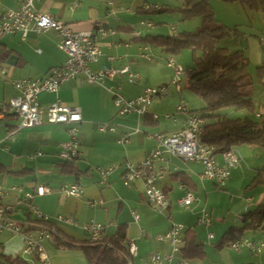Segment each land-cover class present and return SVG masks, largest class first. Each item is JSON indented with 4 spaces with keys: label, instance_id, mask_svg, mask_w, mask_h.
Returning a JSON list of instances; mask_svg holds the SVG:
<instances>
[{
    "label": "crops",
    "instance_id": "obj_1",
    "mask_svg": "<svg viewBox=\"0 0 264 264\" xmlns=\"http://www.w3.org/2000/svg\"><path fill=\"white\" fill-rule=\"evenodd\" d=\"M75 1L35 0V5L73 30L93 32L100 54L96 62L90 63L91 68L128 65L138 73V78L128 81L125 75H121L106 78L100 85L77 75L62 81L56 91L38 93L41 105L57 102L80 107L81 121L77 131L79 153L72 160L64 159L58 153L61 144L68 139L67 124L46 123L15 129L20 116L7 104L9 98L17 94L13 79L43 77L51 67L64 61L66 54L56 45L57 31L30 30L22 35L16 30L0 34V64L8 72L6 76L0 75V185L20 186L22 191H33L40 184L50 187L51 191L35 194L32 201L48 216L50 225H46L52 233L62 240L89 242L91 235L85 225L91 219L103 225L101 236L104 240L122 228L124 238L121 244L125 245L128 239H133L136 244V253L130 258L132 264H142L155 251L168 252L169 241L158 236L174 222L183 224V236L193 237L200 247L187 246L184 241L175 258L164 264H174L180 256L191 264H195V260L198 264H264V245L256 251L258 253H254L250 248L242 249L241 246L231 252L227 249L230 244H220L222 236L231 226L240 225L242 212L264 203V145L236 144L238 163L222 184L200 176L201 162L165 154L163 159L156 161V166L162 172L158 185L167 194L169 205L163 210L153 209L145 200L142 179H134L130 186H126L122 173L126 160H142L155 145L150 133L158 131L166 134L182 126L184 114L175 111V105L180 100H184L190 109L201 105L199 98L193 102L184 98L181 84L177 90L170 83L173 69L166 64V58L173 54L158 42L160 37L165 36L183 38V33L172 35L166 33L162 26H155L150 19V11L144 6L158 5L156 2L79 0L75 4ZM208 1L213 4V0ZM19 4L20 0H0V17L7 8H16ZM140 20L153 24L147 26ZM100 28L105 33H101ZM134 30L139 31L137 36ZM239 48L244 49L249 59L248 71L255 79L250 67L262 65L260 79L256 80L262 89L259 96L263 98L264 30L258 33L256 28V31L243 35ZM10 55L14 59L9 62ZM158 84H168L169 96L151 101L143 113L118 112L111 91L132 98L146 86ZM256 112L264 113V98ZM103 121L112 124L114 130H100L98 126ZM125 132H129L128 141L122 143L119 139ZM216 159L219 164L223 163L220 153H216ZM112 163H117L118 167L108 174L105 183L100 182L97 167ZM74 182L82 186L79 196L66 195L59 190L61 184ZM187 190L193 192L195 199L185 206L178 203V198ZM21 195L22 192L10 190L4 200L15 204L11 216L26 229L27 223L35 221L36 216L28 212L23 204H18ZM89 200H96V203L90 204ZM205 208L211 218L209 224L197 222ZM57 215L71 218V221ZM209 232L212 233L210 237ZM243 237L264 242V229L247 230ZM23 244L20 233L0 230V258L1 255L19 256L28 264H36L22 254ZM41 244L51 264H91L81 248L59 246L53 235L43 238Z\"/></svg>",
    "mask_w": 264,
    "mask_h": 264
},
{
    "label": "built area",
    "instance_id": "obj_2",
    "mask_svg": "<svg viewBox=\"0 0 264 264\" xmlns=\"http://www.w3.org/2000/svg\"><path fill=\"white\" fill-rule=\"evenodd\" d=\"M79 0L75 1L77 4ZM145 9L158 8L156 4H146ZM141 24L152 26L151 21L140 20ZM170 29H174L171 24ZM54 29L58 33L57 47L66 54L64 61L51 67L47 74L38 78H19L13 79L12 84L17 90V94L10 97L8 107L14 110L20 120L15 129L29 127L46 123H64L67 124L68 139L61 144L58 153L59 157L64 159H73L79 153V142L77 138L78 123L81 121L80 107L76 105H66L52 102L48 105H41L38 102L37 95L40 91H56L62 81L82 75L90 83L102 85L106 78L125 75L128 81H134L138 78V73L131 70L128 65L113 67L103 65L93 69L91 62L98 60L100 49L93 37L91 30H73L68 24L57 19L53 15L39 10L35 5V0H20L16 8H7L0 17V34L12 31H20L25 35L28 31H44ZM101 33H105L100 28ZM139 34L134 30V35ZM166 64L173 69V75L170 83L179 90L183 79L184 66L178 62L173 55L166 58ZM7 69L0 64V75H7ZM112 92L114 104L121 114L130 112L143 113L147 110L151 101L169 96L168 84H158L146 86L141 93L126 98L121 93ZM175 111H181L184 114L182 126L170 133L152 132L150 136L155 140V145L147 152L145 157L138 161H125L122 181L126 186H130L132 180L141 178L144 186V195L146 202L155 210L166 209L169 205V198L165 191L158 185V180L162 176L161 170L156 166V161L163 159L165 154L177 156L183 160H196L201 162L202 178H209L217 184H222L225 178L230 174L231 169L238 163V155L234 145H231L220 154L223 163L219 164L214 152V146L200 140L199 134L205 123V118L197 111L190 109L184 100H180L175 105ZM256 116L259 113L256 112ZM100 130H114V126L109 122L103 121L99 124ZM13 131V130H12ZM11 131V132H12ZM129 132H125L119 141L125 143L128 141ZM118 167L117 163H112L104 167H97L100 175V182L107 181L108 174ZM10 190L22 192L18 199V204H23L28 212L35 214V221H29L25 227L14 220L11 216L15 204L4 200ZM52 189L43 184L37 185L33 191H22L20 186L13 185L4 187L0 185V230H8L13 233H20L23 236L22 254L29 257L36 264H51L44 248L41 244L43 238H48L52 230L46 224H37V217H46L38 207L33 203L32 198L35 194H44ZM59 190L66 195L79 196L83 189L77 183L61 184ZM195 196L191 190H187L183 196L178 198V203L188 206ZM90 204L96 203V200H89ZM137 217V214L134 213ZM58 218L71 221V218H64L57 215ZM197 222L209 224L211 218L206 210H202L197 218ZM90 232L91 239L97 240L101 237L103 225L100 222L89 220L85 225ZM183 229L181 223H172L171 226L159 235V238H166L169 241L170 249L168 252L155 251L151 253L142 264H164L171 262L175 253L179 252L183 245ZM212 236V233H208ZM231 247L238 250L240 246L247 245L253 251H259L264 245L262 240H253L249 237H243L230 243ZM129 256L136 253V244L133 239H128L124 245ZM129 264H132L130 259ZM174 264H191L184 257H177Z\"/></svg>",
    "mask_w": 264,
    "mask_h": 264
},
{
    "label": "trees",
    "instance_id": "obj_3",
    "mask_svg": "<svg viewBox=\"0 0 264 264\" xmlns=\"http://www.w3.org/2000/svg\"><path fill=\"white\" fill-rule=\"evenodd\" d=\"M251 9L264 6V0H239ZM184 16L199 15L200 25L192 32H184L183 38L160 37V44L170 54L181 53L183 48L191 50L192 66L185 68L183 85L196 94L201 101L197 111L205 118L199 138L214 146L215 153H221L231 145L240 143L264 145V119L256 116L251 91L253 75L248 71L249 59L243 48L230 50L228 47L216 45L213 41L227 36L236 27H228L219 22L208 0H184ZM164 9L161 5L156 9ZM158 39V37H154ZM262 65L254 68L256 79H260ZM242 111V115L232 116L225 109ZM72 160V159H68ZM37 222L49 224V220L37 218ZM264 229V203L256 208L245 210L240 214V225L231 226L222 236L220 244H230L241 239L245 231ZM59 246L81 248L91 264H128L131 258L121 239L124 230L119 229L108 240L102 236L89 242L62 240L52 233ZM187 239V240H186ZM185 245L195 244L194 238L183 236ZM192 246V247H193ZM193 247V248H194ZM190 250V247H188ZM131 261V260H130ZM0 264H28L19 256L1 255ZM250 264V263H247Z\"/></svg>",
    "mask_w": 264,
    "mask_h": 264
},
{
    "label": "rangeland",
    "instance_id": "obj_4",
    "mask_svg": "<svg viewBox=\"0 0 264 264\" xmlns=\"http://www.w3.org/2000/svg\"><path fill=\"white\" fill-rule=\"evenodd\" d=\"M150 3H158V6H163L164 9L159 11H150V19L155 23L156 27L162 26L166 33L172 35H179L184 32L194 31L201 23V17L199 15L184 16L185 10L182 8L183 0H147ZM210 2V1H209ZM210 5L214 11L215 18L227 25L228 27H236V31H231L227 36L219 38L213 41L216 45L228 47L230 50L237 49L241 46L243 41V35L252 33L258 29V33L264 30V6L258 9H251L247 5H243L239 0H213V4ZM156 9V8H150ZM174 25V30L170 29V25ZM178 61L185 67L192 66L191 50L183 48L181 53L175 55ZM253 69L255 66L250 67ZM249 69V68H248ZM183 96L188 102L198 99V96L187 89L181 81ZM251 96L256 107L259 108V102L263 101V98L259 96L262 91L259 82L253 78ZM259 97V98H258ZM232 116L242 115V111L225 109ZM264 119V113L260 117ZM225 205L222 204V207ZM206 209V208H205ZM208 211V209H206ZM209 212V211H208ZM214 219V217L212 218ZM178 223V222H176ZM212 231V230H211ZM241 248H249L247 245H242ZM231 252H235L234 249L229 245L227 247ZM258 253V252H254ZM198 264V260L194 261Z\"/></svg>",
    "mask_w": 264,
    "mask_h": 264
},
{
    "label": "bare ground",
    "instance_id": "obj_5",
    "mask_svg": "<svg viewBox=\"0 0 264 264\" xmlns=\"http://www.w3.org/2000/svg\"><path fill=\"white\" fill-rule=\"evenodd\" d=\"M37 218H39L41 220H46V217H37ZM37 224H42V223L37 222Z\"/></svg>",
    "mask_w": 264,
    "mask_h": 264
},
{
    "label": "water",
    "instance_id": "obj_6",
    "mask_svg": "<svg viewBox=\"0 0 264 264\" xmlns=\"http://www.w3.org/2000/svg\"><path fill=\"white\" fill-rule=\"evenodd\" d=\"M13 59H14V56L13 55H10L8 61L10 62Z\"/></svg>",
    "mask_w": 264,
    "mask_h": 264
}]
</instances>
